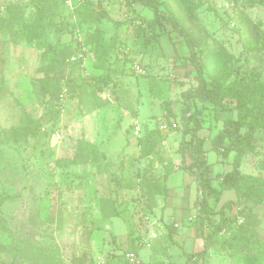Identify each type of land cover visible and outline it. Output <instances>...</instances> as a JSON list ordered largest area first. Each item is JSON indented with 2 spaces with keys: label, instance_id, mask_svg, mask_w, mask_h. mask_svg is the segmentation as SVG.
Listing matches in <instances>:
<instances>
[{
  "label": "rangeland",
  "instance_id": "374dc122",
  "mask_svg": "<svg viewBox=\"0 0 264 264\" xmlns=\"http://www.w3.org/2000/svg\"><path fill=\"white\" fill-rule=\"evenodd\" d=\"M166 1L224 106H234V79L264 82V0ZM151 18L126 0H0V264H95L98 256L122 264L121 219L148 261L145 244L168 234L164 177L181 167L180 93L196 84V73L182 57V37L165 26L157 38ZM49 45L63 58L59 70ZM190 104L208 149L224 120L210 104ZM254 144L239 166L252 177L246 194L224 209L234 219L200 264H232L231 244L264 240V131ZM206 156L216 185L233 152ZM203 218L206 233L219 216ZM179 258L171 252L167 262Z\"/></svg>",
  "mask_w": 264,
  "mask_h": 264
},
{
  "label": "trees",
  "instance_id": "16d2710c",
  "mask_svg": "<svg viewBox=\"0 0 264 264\" xmlns=\"http://www.w3.org/2000/svg\"><path fill=\"white\" fill-rule=\"evenodd\" d=\"M126 3H139L152 12V18L148 21V24L153 28H157V33L155 32L157 38L159 34L164 32L165 26H169L176 34L181 36L188 47V53L182 57L194 67L196 73V84L180 93L184 107L178 115L181 139L176 151L181 156V168L192 176L196 183L197 198L195 205L197 208L196 216L199 221L198 227L203 229V217L206 214L214 212L219 216L218 220L212 223L208 232L204 233L202 230L203 249L185 254L186 264H200L208 251L216 245L218 234L225 229L228 222L234 219L226 216L224 209L226 207L230 208L232 205L239 206L241 204L242 197L246 194V183L252 178L242 173L239 170V166L245 154L253 149L257 132L264 131V82L252 79H234L231 83L229 94L234 101V106L232 108L224 106L221 103L222 97L218 89L214 85L209 87L205 78V69L202 62H200L199 56L196 55L194 43L171 4L166 0H126ZM48 48H50V51L52 50L50 55L51 65L57 70L61 69L63 58L58 56L54 47L49 45ZM56 73L58 72L56 71ZM56 75L54 73L53 77ZM58 75L60 74L58 73ZM58 75L57 80L60 77ZM92 79L98 83L102 81L100 76ZM45 92L49 93V90ZM50 93L51 95L56 94L55 91ZM191 101L199 103L203 107L210 104L216 117L221 114L224 120L225 125L221 131L210 139L208 149L204 147V136L198 134V131L202 129V124L197 119L196 114L192 112ZM229 112L234 114L235 117L232 115L227 116ZM174 116L176 117V115ZM187 135H189V138H186ZM225 137L230 141L227 146L223 142ZM207 150L225 156L228 152H233L231 169L216 175V185L212 184L209 176L210 166L206 156ZM167 176L165 175L164 177L166 193L165 181ZM225 190L234 191L235 199L223 202L216 209L220 202L221 194ZM238 213L242 214L243 212L240 211ZM111 217L117 218L118 214H114ZM121 220L126 228L127 245L123 251H134L137 253L132 230L128 229V224L123 219ZM166 228L169 234L174 229L171 225H166ZM230 247L232 264H264V240L254 239L248 244H231ZM106 262V264H112L113 257L107 258ZM122 264H126L123 258Z\"/></svg>",
  "mask_w": 264,
  "mask_h": 264
},
{
  "label": "crops",
  "instance_id": "0c3cea01",
  "mask_svg": "<svg viewBox=\"0 0 264 264\" xmlns=\"http://www.w3.org/2000/svg\"><path fill=\"white\" fill-rule=\"evenodd\" d=\"M174 50V48H172ZM176 157L181 159V156L176 154ZM178 164V163H176ZM212 168V166L210 167ZM165 186L167 188V197L162 205L160 214L165 225L173 226V231L171 234H167L165 230H161L164 233L159 240L154 242V244L146 243V247L150 250L149 260L143 261L144 264H166L167 259L171 252L178 253L180 264H186V257L182 256L183 252L191 253L195 251H200L203 249V239L202 232L199 227H184L181 223H189L196 213L197 208L195 205V200L197 198V187L192 176L187 174L181 167L174 166L173 170L168 174L165 181ZM232 190H225L222 192H231ZM235 193L229 194L225 200L220 197V205L227 200H234ZM194 209L195 213L193 216L188 215V209ZM166 218H170V222ZM166 220V221H165ZM125 228V225H124ZM167 229V228H166ZM168 230V229H167ZM123 237H126V228L123 231ZM157 235V234H156ZM188 244V248L185 249L183 245ZM144 244L141 245V247ZM140 247V248H141ZM139 255V251L137 250ZM157 256L156 261H153ZM142 260V258L140 257ZM152 262V263H151ZM171 263V261H168Z\"/></svg>",
  "mask_w": 264,
  "mask_h": 264
},
{
  "label": "built area",
  "instance_id": "2783aa9c",
  "mask_svg": "<svg viewBox=\"0 0 264 264\" xmlns=\"http://www.w3.org/2000/svg\"><path fill=\"white\" fill-rule=\"evenodd\" d=\"M133 134L135 137L139 135V129H138V126L136 125L133 129ZM123 260L125 261L126 264H144L143 261L138 256V254L134 251L123 252ZM95 262H96L95 264H106L107 263L106 259L100 256L96 258Z\"/></svg>",
  "mask_w": 264,
  "mask_h": 264
}]
</instances>
